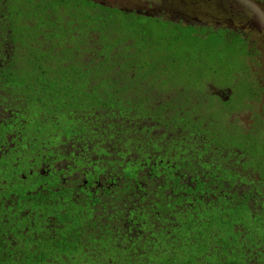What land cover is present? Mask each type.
Instances as JSON below:
<instances>
[{
  "label": "trees",
  "instance_id": "1",
  "mask_svg": "<svg viewBox=\"0 0 264 264\" xmlns=\"http://www.w3.org/2000/svg\"><path fill=\"white\" fill-rule=\"evenodd\" d=\"M7 11L15 18L0 23V264H251L264 244L263 202L240 178L261 153L253 140L225 146L236 131L229 102L200 72L197 86L165 67H137L130 26L113 32L112 17L125 14L117 9L0 0ZM184 28L196 43L200 28ZM237 205L252 219L246 226Z\"/></svg>",
  "mask_w": 264,
  "mask_h": 264
},
{
  "label": "rangeland",
  "instance_id": "2",
  "mask_svg": "<svg viewBox=\"0 0 264 264\" xmlns=\"http://www.w3.org/2000/svg\"><path fill=\"white\" fill-rule=\"evenodd\" d=\"M237 1L240 2L243 0ZM251 7L255 10L260 9V6L256 4ZM24 10L26 12L31 11L34 19L40 17L34 8H31L28 4L24 6ZM208 10L216 12L215 5H209ZM38 12L43 13L41 12V8ZM245 13H247L246 10ZM137 15L140 16V14L135 11L133 19H130V24L128 16L119 15L112 17L113 22L119 23L118 28L113 30L114 33L119 29L129 28V26L131 28L133 32L131 51L134 54L137 67L138 64L142 62L146 65V71L153 72L160 70L159 67H165L175 72L177 75V77H175L176 79L184 77L187 82L192 84L196 82L197 86H200V82L197 81L196 72H200L198 79L201 81L205 80L204 83L207 82V86L212 85L217 88L231 89L233 93L232 97L234 98L249 96L248 82L255 81L250 75L251 72L247 65L249 58H247L244 53L245 44L242 39L240 40V38L231 36L223 29L216 30L213 28L211 32L208 31L205 35L199 33L196 43H193L195 35L192 28H184L186 25H183L178 27L177 31L173 25H168L166 22L156 17L145 18L142 16L138 17ZM14 18L15 15L11 13V11L0 13V23H3V26L9 25ZM245 20L253 21L254 19L246 16ZM75 22V20L71 21L73 24ZM62 23L65 25L66 21ZM56 26H58V24ZM257 27L259 30H263L262 25H258ZM103 38L107 44L111 43L104 36ZM127 47L129 48V45ZM82 53L84 60L89 61L90 52L83 51ZM200 53L202 54L199 55ZM195 58H197V60L191 65L190 63ZM262 59H264V57ZM54 68L58 70L59 67L53 64L49 67V69ZM59 70H61L62 74L64 73L61 67ZM55 78V76H52L51 80L53 84L56 81ZM204 83H201V87H204ZM209 89H211V87ZM230 105H234L232 99L230 100ZM246 122V120H237L231 123V125L234 124V127H232L230 131H235L238 128L247 130L244 124ZM249 136L250 133L243 134L241 132H236L234 136L230 138L233 142L229 141L226 136L224 140L228 141L225 146L235 143L239 147H242V140H249ZM259 136L264 137V132L259 134ZM260 162L264 163V155H262L254 165L258 167ZM258 170L260 176L264 177V171L262 169ZM234 211L241 214L244 226L252 221V219L248 217V210L246 208H241L237 205L234 207ZM261 222L264 223V217L261 219ZM260 233L264 234V230L261 229ZM260 241L264 243V235H261Z\"/></svg>",
  "mask_w": 264,
  "mask_h": 264
},
{
  "label": "flooded vegetation",
  "instance_id": "3",
  "mask_svg": "<svg viewBox=\"0 0 264 264\" xmlns=\"http://www.w3.org/2000/svg\"><path fill=\"white\" fill-rule=\"evenodd\" d=\"M75 3H81L83 0H69ZM89 1V0H87ZM102 6L111 9H117L122 13H125L130 17L136 10H151L158 9L159 15L146 16L140 14L143 17H156L158 19H165L163 16L166 11L173 7H168L174 4L177 0H91ZM205 2V11L203 13H194L189 16L194 22L191 26L200 28L201 34L205 35L208 31L211 32L214 29H223L233 37L240 38L245 44V55L248 60V67L255 82L249 81L248 92L249 96L242 98L232 97V90L227 88H217L210 86V92L214 97L220 99L222 102H229L233 100L234 105H230L229 118L236 122L237 120H246L244 123L247 130L241 128L239 130L243 134H249V140L255 142V147L260 150L261 156L264 155V137L259 134L264 132V29H258V19L264 20V1L262 0H202ZM237 2V4L235 3ZM214 4L216 12L208 10L209 5ZM248 5L249 8L242 7L241 5ZM256 4L260 6L259 10L252 9L251 5ZM62 9V5H58ZM121 8L132 9L131 11H124ZM252 9V11H251ZM245 10L247 13H245ZM262 10V11H260ZM117 12V11H116ZM122 15V14H121ZM249 16L254 19L253 21H246L245 17ZM206 23V24H204ZM218 24H221L218 25ZM183 26V25H182ZM223 27V28H222ZM257 58V59H256ZM259 58V59H258ZM236 128V127H235ZM235 132V133H236ZM245 141V140H244ZM240 155L242 152L238 150ZM240 162L244 161V158L239 157ZM264 166V163L261 162ZM259 167L254 165L249 167L240 178L242 185H252L254 193L262 199V213H264V177L260 176ZM253 171V172H252ZM264 171V170H263ZM255 176V177H253ZM259 211V206L256 205V210ZM239 230V229H238ZM257 247V246H256ZM255 247V248H256ZM263 248H257L252 250L253 255H248L247 262L251 264H264V244L261 245ZM249 251V250H246ZM257 254H256V253ZM255 253V254H254Z\"/></svg>",
  "mask_w": 264,
  "mask_h": 264
},
{
  "label": "water",
  "instance_id": "4",
  "mask_svg": "<svg viewBox=\"0 0 264 264\" xmlns=\"http://www.w3.org/2000/svg\"><path fill=\"white\" fill-rule=\"evenodd\" d=\"M235 3L237 4V2ZM200 6H201L200 3L196 0H177L171 6L168 5V7H173V9L169 8L163 16L165 17L166 20H170L173 22H178L179 20H181L183 25H192L194 20H192L189 16H192L194 13H203L205 11ZM241 6L245 8H249L247 4ZM198 9H202V10H198ZM121 10L131 11L132 9L121 8ZM136 13L143 14L146 16H153V15H159V10L156 8L145 11L136 10ZM258 22L259 25H262V28L264 29V20L261 21V18H259ZM218 25L221 26V24Z\"/></svg>",
  "mask_w": 264,
  "mask_h": 264
}]
</instances>
